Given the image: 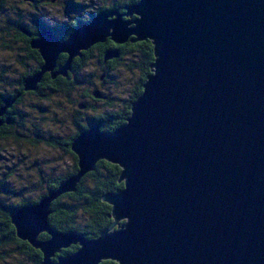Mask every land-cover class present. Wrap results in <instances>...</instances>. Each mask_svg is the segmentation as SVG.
<instances>
[{
    "label": "water",
    "instance_id": "water-1",
    "mask_svg": "<svg viewBox=\"0 0 264 264\" xmlns=\"http://www.w3.org/2000/svg\"><path fill=\"white\" fill-rule=\"evenodd\" d=\"M130 37L151 41L155 56L131 115L111 133L79 134L71 147L78 172L14 212L17 237L42 253L41 264H264V0H140L64 41L43 28L31 42L43 65L25 90L47 73L66 78L96 44ZM118 57L109 50L104 61ZM99 161L122 168L123 189L102 198L113 223L93 240L54 231L51 203Z\"/></svg>",
    "mask_w": 264,
    "mask_h": 264
},
{
    "label": "trees",
    "instance_id": "trees-1",
    "mask_svg": "<svg viewBox=\"0 0 264 264\" xmlns=\"http://www.w3.org/2000/svg\"><path fill=\"white\" fill-rule=\"evenodd\" d=\"M5 1L6 0H0V16L4 20H2V22L0 21V24L3 25L1 29L7 31V33L10 30H13L16 35L12 36V43L20 42L22 46L15 49L17 52H19L17 53L16 58L18 67L7 66V69H4V71L0 73V109L7 105L6 102L13 103L15 106L19 104H25L24 102L26 96H35L40 99L48 100V95L59 94L60 90L69 95L70 91L74 90L76 87H88L92 84V81L90 80L92 77L91 73H87L89 77L87 80H84L83 85L81 84L83 77H80L81 75L79 74H83V72H85V68L88 66V61L91 59L92 52L96 50L99 53L98 61L101 68L104 70L108 67H113L112 70L115 68H120L119 65L121 61H125V69L131 74L135 72L138 73V80L135 82V84H133V86H129L127 89L119 88V98L113 96H104L106 101L105 110L93 117H89L87 119L88 121L86 125L78 123L76 133L72 138H70L69 143L71 144L73 138L79 135L82 131H86L93 126L98 125L100 131L110 133L124 124L127 118H129L131 115L130 113L132 103L142 94L143 84L145 83L147 77L151 74V66L154 62V47L152 42L147 40L146 42L140 41L134 43L131 42V40L134 38L130 37L128 42L124 45H116L110 40L104 44L95 45L90 50L82 52L81 57L74 59L71 70L68 73V77L61 78L58 76L57 78L52 79L51 75L47 73L44 75L41 83L37 85L36 91H26L25 81L40 72V68L43 65V60L39 52L32 49L31 47V42L38 39V35L43 28L50 30L59 39L61 36L60 40L64 41L67 40L72 34V30L66 33L65 31L67 29L68 31L70 28H73L74 30L81 24L86 23V21L89 22V20H92L94 15L96 17L100 14V12L109 11L112 7L100 8L95 11V13H91V17L87 19L75 20L69 26H60V24L50 26L44 22L42 18L38 16L34 17V15L30 14L28 15L29 17H34L32 20L33 28H30L29 26L25 25L20 20V18L17 21L8 20L9 16L12 14L16 15L18 18V12L11 9L13 7H10L11 11L8 10L11 13L1 15L3 14L2 11L4 10V6L6 4ZM32 1L36 2L35 0ZM120 1H123V3L121 2L120 4L121 7H127L126 4L129 6V4H136L140 0H129L127 2L124 0ZM115 5L117 6L118 4ZM34 9L37 11L36 8ZM123 12H126L124 7ZM25 18H27V16ZM22 29L26 30L30 36L25 35L21 31ZM1 39L4 41V43H7V39H5V37L2 36ZM8 43L10 44V42ZM10 49L12 50L13 48L10 46ZM109 50H117L119 57L113 59L112 62L108 61L105 64L104 56ZM67 58L68 56L66 54L59 56L56 70L64 65V63L67 61ZM98 80L100 81V77H98ZM39 108L42 109L41 107ZM82 109H87V107ZM13 111L14 110L12 108L8 109L6 114L1 116V119L6 120V118L11 117ZM16 115L19 116L17 113ZM56 141L57 139H55L54 136L47 137V143L50 145ZM65 145L67 146L68 144ZM67 150L68 153L73 156L75 162L70 172L68 171L65 175H61L60 177L56 176L60 174L48 177V183L45 184L43 188L36 186L37 180L34 179L32 182L33 186L35 191L37 190L39 193L35 200L21 201V203L17 205H0V211L6 215L0 219V247H2L0 248L2 252L0 257H17L18 259V256H20L23 258L25 257V259L22 258L21 264H41L42 253L39 250L33 248L29 242L20 240L17 237L16 229L12 224V216L16 210L31 204H35L42 198L50 196L60 187L61 183L76 175L79 170L77 166V158L70 151V147ZM32 167H35V169L41 174V169L37 166V163L31 164L30 169ZM37 175L39 177V174ZM120 175L121 169L117 165L108 163L107 161H99L96 164L94 171L85 175L79 181L74 192L64 194L51 203V214L48 217V222L51 228L59 233H73L88 240L98 238L99 235L108 229L114 221L111 217V206L105 203L102 198L108 193H117L123 189L124 183L119 182ZM6 193L7 195L11 194L10 191ZM16 196H18V194H16ZM3 223L4 226L2 225ZM117 228L118 227H115L114 230ZM47 239H49V235L47 234H41L39 236V240L41 241ZM7 246L13 248L12 253L9 254L7 250H4V248ZM78 248V245H76L61 250V252L56 254V256L53 258V261H56L58 257H66L75 253ZM23 260L25 262H23ZM101 264L117 263L108 260L102 262Z\"/></svg>",
    "mask_w": 264,
    "mask_h": 264
},
{
    "label": "rangeland",
    "instance_id": "rangeland-1",
    "mask_svg": "<svg viewBox=\"0 0 264 264\" xmlns=\"http://www.w3.org/2000/svg\"><path fill=\"white\" fill-rule=\"evenodd\" d=\"M36 1L37 2L26 0H6L4 10L2 11L3 14L1 15L11 13L8 10H16V12H18V18L16 15L12 14L9 16L8 20L17 21L20 18V20L30 28H33L32 20L35 16L42 18L43 21L50 26L55 24H60V26H69L74 20L89 18L91 13H94V11H97L100 8L112 7L109 12L116 11L117 13L124 15L127 13V8L134 5L129 4L128 6L126 4L127 7L123 6L126 10L124 13L123 7L120 5L121 2L123 3V1L120 0ZM124 1L127 2L129 0ZM115 4L118 5L116 6ZM10 7L13 8L10 9ZM34 8H36L38 12ZM30 14L34 15V17H29L28 15ZM26 16L27 18H25ZM137 18L138 16L135 14H133L131 17H124L125 20H135ZM2 20L3 19L0 16V21L2 22ZM89 22H91V20H89ZM89 22L86 21V23ZM2 26L3 25L0 24V73L4 71V69H7V66L18 67L16 58L17 53L19 52H17L15 49L22 46L20 42L12 43V36H15L16 33L13 30H10L7 33V31L1 29ZM2 36L7 39V43H4V41L1 39ZM8 42H10V44ZM10 46L13 48L12 50L10 49ZM98 60L99 53L98 51L94 50L92 52L91 59L88 61V66L85 68V72H83V74H79L81 75L80 77H83L81 82L83 85L84 80H87L89 77L87 73H91L92 77L90 80L92 81V84L88 87H76L74 90L70 91L69 95L60 90L59 94L48 95V100L40 99L35 96L25 97L24 103L26 104V107L24 108V112L28 114L29 116L27 117L30 118L26 120L25 126H28V129H31V133L27 132V138H29L31 141H34V134L38 133L41 135L40 137L42 139L44 138L43 140H45V142L41 140L40 144L32 145V143H26L27 139L16 141L15 139L8 137L7 139L0 140V175L5 176V178L0 176V184L2 180L4 181L2 184H6V186L12 192L14 191L16 194H21L23 191L27 195V198L30 197L31 200H35L39 193L37 190L35 191L32 182L34 179H36V175L40 173L35 169V167L30 169L31 164L37 163V166L41 169V172L43 171L46 175V178L56 174H60V176L65 175L66 172H70L72 170L75 162L73 156L68 153L67 149L70 147V151L72 154H74L71 147L74 140L79 135L73 138L71 144L69 142L70 138H72L76 133L77 124L80 123L86 125L88 121L87 119L89 117H93L105 110L106 101L104 96L118 97L119 88L127 89L129 86H133V84H135V82L138 80V73L135 72L131 74L125 69V61H121L119 65L120 68H115L112 70L113 67H108L104 70L99 65ZM109 61L112 62L113 59ZM107 65L110 66L109 64ZM60 77L64 78L62 76ZM98 77H100V81L104 83L100 82ZM85 105L87 109H82L85 107ZM2 110L3 109L0 110V113ZM28 121L33 125H28ZM22 127H20L17 131L19 134L25 133ZM96 127L99 126H93L92 128ZM92 128L86 131H89ZM50 136H54L55 139H57L56 142L58 143L55 142L51 145L48 144L47 137ZM65 144L68 145L66 146ZM20 154H25L26 159L23 160L24 162L19 161L18 155ZM118 167L122 172V168L120 166ZM10 169H12L11 172L14 171V173L12 177L8 179L6 178V173L9 174L10 172L8 170ZM10 179L16 181V184L11 183ZM3 194V190H0V202L5 203V205H8L9 203L17 204V201L20 199V196ZM4 250L9 251L10 254L12 253L13 248L7 247L4 248ZM1 254L2 253L0 252V255ZM22 258L23 257L18 256V261L17 257L6 258L3 256L0 257V264H21ZM23 259H25V257ZM23 262L25 261L23 260Z\"/></svg>",
    "mask_w": 264,
    "mask_h": 264
},
{
    "label": "flooded vegetation",
    "instance_id": "flooded-vegetation-1",
    "mask_svg": "<svg viewBox=\"0 0 264 264\" xmlns=\"http://www.w3.org/2000/svg\"><path fill=\"white\" fill-rule=\"evenodd\" d=\"M36 1V0H35ZM37 2V1H36ZM103 12H108V11H103ZM94 13H95V11H94ZM89 17H91V15L89 16ZM94 17H95V15H94ZM94 17H92V19L94 18ZM75 21V20H74ZM73 21V22H74ZM73 31V28H70L69 29V31H68V29L65 31L66 33L67 32H70V31ZM60 39H61V36H60ZM90 50V49H89ZM63 55V54H62ZM69 73V72H68ZM68 77V76H67ZM11 105H10V107H8L6 110H5V113L2 115V116H4L5 114H6V112H7V110L8 109H10V108H12L14 111H13V114L11 115V117H8V118H6V120H2L1 118V116H0V123H1V125H0V140H4V139H7L8 137L9 138H12V139H15L16 141H19V140H26L27 142V144H33V145H37V144H40V142H41V140H43L40 136L41 135H39L38 133H36V134H34V137H35V140L34 141H31L29 138H27V132H29V133H31V129H28V126H25V122H26V120L27 119H30L29 117H27V116H29L28 114H26L25 112H24V108L26 107V104H19V105H17V106H15V105H13V103H10ZM6 106H4L3 108H5ZM85 107H86V105H85ZM3 108H1V109H3ZM0 109V110H1ZM16 113L17 114H19V116L18 115H16ZM23 122H24V125H23ZM28 125H33L31 122H29L28 121ZM22 126H24V127H22ZM20 127H22L23 128V130L25 131V133H23V134H19L17 131H18V129L20 128ZM32 127H34V126H32ZM16 131V132H15ZM20 137H19V136ZM44 142H45V140H43ZM56 143H58V142H56ZM57 145V144H56ZM59 146V145H58ZM23 158V159H22ZM18 159H19V161H21V162H24L23 160H25L26 159V156H25V154H20V155H18ZM11 170L12 169H10V170H8L10 173V175L8 174V173H6L7 174V176H6V178H11L12 177V175H13V173H14V171H12L11 172ZM2 178H5V176H3V175H0ZM56 176H58V177H60V175H56ZM47 179H49V178H46V175L44 174V172L42 173L41 172V174H39V177H38V175L36 176V180H37V182H36V186H38L39 188H43L44 186H45V184H47L48 183V180ZM11 180V179H10ZM2 183H4V181H2L1 180V184H0V190H3V193L4 194H7L6 192L7 191H10L11 192V195H13V196H15L16 195V193H14V191L12 192L6 185H4V184H2ZM11 183H15L16 184V181H14V180H11ZM14 184V185H15ZM16 186V185H15ZM39 195V194H38ZM37 195V196H38ZM18 196H20V199L17 201V204H19V203H21V201L23 202V201H28V200H31L30 199V197H28L27 198V195L25 194V192H23L22 191V193L21 194H18ZM36 196V197H37ZM17 205V204H13V203H9V205ZM0 205H5V203H1L0 202ZM6 206V205H5ZM4 216H6V215H4V213L3 212H1L0 211V219L2 218V217H4ZM3 226H4V223L2 224ZM3 231H4V229H3ZM7 247H9V246H7ZM6 247V248H7ZM0 248H2V247H0ZM0 252H1V250H0ZM9 252V251H8ZM7 252V253H8ZM2 253V252H1Z\"/></svg>",
    "mask_w": 264,
    "mask_h": 264
},
{
    "label": "bare ground",
    "instance_id": "bare-ground-1",
    "mask_svg": "<svg viewBox=\"0 0 264 264\" xmlns=\"http://www.w3.org/2000/svg\"><path fill=\"white\" fill-rule=\"evenodd\" d=\"M139 3V2H138ZM134 18V17H133ZM56 32V31H55ZM110 41H111V39L110 38H108ZM107 39V40H108ZM112 42V41H111ZM146 42V41H145ZM106 43V42H105ZM102 44H104V43H102ZM96 45H98V44H96ZM124 45V44H123ZM112 59H115V58H112ZM112 59H109V60H112ZM154 59H155V56H154ZM155 61V60H154ZM154 63V62H153ZM143 93V92H142ZM16 95H17V93H16ZM131 114V113H130ZM44 118V117H43ZM78 162V161H77ZM109 163V162H108ZM6 185V184H5ZM8 192V191H7ZM4 195V194H3ZM9 205V204H8ZM122 222V221H121ZM123 223V222H122ZM10 224V223H9ZM8 226V225H7ZM14 229V228H13ZM119 229V228H118ZM114 231V230H113ZM104 262V261H103Z\"/></svg>",
    "mask_w": 264,
    "mask_h": 264
}]
</instances>
